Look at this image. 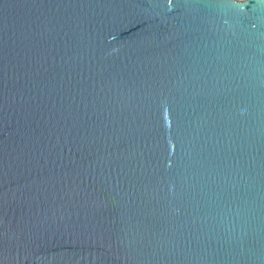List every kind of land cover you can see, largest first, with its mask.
Instances as JSON below:
<instances>
[{
  "label": "water",
  "instance_id": "obj_1",
  "mask_svg": "<svg viewBox=\"0 0 264 264\" xmlns=\"http://www.w3.org/2000/svg\"><path fill=\"white\" fill-rule=\"evenodd\" d=\"M0 264H264V0H0Z\"/></svg>",
  "mask_w": 264,
  "mask_h": 264
}]
</instances>
